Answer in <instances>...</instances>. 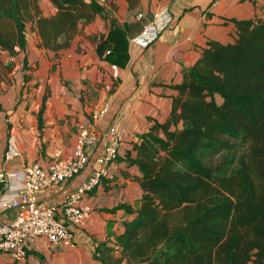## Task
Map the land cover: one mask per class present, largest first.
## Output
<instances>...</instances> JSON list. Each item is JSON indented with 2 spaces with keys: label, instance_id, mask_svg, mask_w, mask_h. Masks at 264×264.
I'll return each mask as SVG.
<instances>
[{
  "label": "trees",
  "instance_id": "trees-1",
  "mask_svg": "<svg viewBox=\"0 0 264 264\" xmlns=\"http://www.w3.org/2000/svg\"><path fill=\"white\" fill-rule=\"evenodd\" d=\"M51 1L57 10L46 17L38 0H0V51H24L31 22L42 48L68 49L79 24L103 9L97 0ZM235 23L234 41H208L171 85L169 117L139 135L135 157L127 151L143 195L116 246L98 245L102 264H264V17ZM97 52L114 65L127 57L106 40Z\"/></svg>",
  "mask_w": 264,
  "mask_h": 264
},
{
  "label": "crops",
  "instance_id": "crops-1",
  "mask_svg": "<svg viewBox=\"0 0 264 264\" xmlns=\"http://www.w3.org/2000/svg\"><path fill=\"white\" fill-rule=\"evenodd\" d=\"M38 1L42 15L55 14L51 0ZM102 6L94 21L79 24L68 49L42 48L31 22L24 51L16 56L0 51V161L8 169L46 163L58 150L70 156L82 121L92 123L100 134L115 126L125 136L120 157L111 166L114 179L103 180L91 192L93 213L85 228L75 232V245L55 247L41 239L23 264H102L94 258L98 245L116 246L124 222L135 217L143 195L137 179L141 172L128 164L127 151L135 157L132 147L139 135L169 117L177 94L171 85L182 82L184 68L198 61L208 41L231 43L237 35L236 20L264 17V0H108ZM161 7L171 12V24L150 46L135 44L132 40ZM101 40L126 54L123 65L99 57ZM46 94L40 129L38 113ZM107 102L109 109L95 117ZM8 112H12L9 118ZM15 150L20 156L6 159ZM92 157L73 180L42 191L41 201L59 202L62 189H73L87 179L96 168L95 154ZM122 204L131 211L118 207Z\"/></svg>",
  "mask_w": 264,
  "mask_h": 264
},
{
  "label": "built area",
  "instance_id": "built-area-1",
  "mask_svg": "<svg viewBox=\"0 0 264 264\" xmlns=\"http://www.w3.org/2000/svg\"><path fill=\"white\" fill-rule=\"evenodd\" d=\"M97 1L100 4L108 2ZM172 19L169 9L161 7L153 21L132 41L144 48L150 46ZM109 106L107 102L95 117L104 114ZM124 139V134L115 126L100 134L92 123L82 121L77 124L76 146L70 156L58 150L46 163L35 162L19 169H8L0 161V182L8 184L0 196V252H6L12 264L25 263L29 250L38 248L40 239L55 247L75 245V232L85 228L93 213L89 196L103 180L110 183L114 179L111 166L121 154ZM93 154L96 168L87 179L73 189H62L59 202L41 201L42 191L65 185L81 174L93 161ZM19 156L20 152L15 150L9 152L6 159ZM6 213L12 216L1 218Z\"/></svg>",
  "mask_w": 264,
  "mask_h": 264
},
{
  "label": "rangeland",
  "instance_id": "rangeland-1",
  "mask_svg": "<svg viewBox=\"0 0 264 264\" xmlns=\"http://www.w3.org/2000/svg\"><path fill=\"white\" fill-rule=\"evenodd\" d=\"M27 33H28V31H27ZM8 263H9L8 254L6 252H0V264H8Z\"/></svg>",
  "mask_w": 264,
  "mask_h": 264
},
{
  "label": "water",
  "instance_id": "water-1",
  "mask_svg": "<svg viewBox=\"0 0 264 264\" xmlns=\"http://www.w3.org/2000/svg\"><path fill=\"white\" fill-rule=\"evenodd\" d=\"M12 112H8V118H9V115L11 114ZM8 186L7 182H0V191L4 190L6 187Z\"/></svg>",
  "mask_w": 264,
  "mask_h": 264
}]
</instances>
